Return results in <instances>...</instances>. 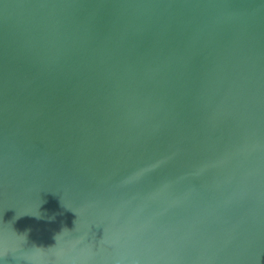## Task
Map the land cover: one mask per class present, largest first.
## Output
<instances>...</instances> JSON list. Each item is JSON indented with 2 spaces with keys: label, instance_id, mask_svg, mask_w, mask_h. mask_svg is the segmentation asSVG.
I'll return each mask as SVG.
<instances>
[{
  "label": "water",
  "instance_id": "1",
  "mask_svg": "<svg viewBox=\"0 0 264 264\" xmlns=\"http://www.w3.org/2000/svg\"><path fill=\"white\" fill-rule=\"evenodd\" d=\"M0 264H264V0H0Z\"/></svg>",
  "mask_w": 264,
  "mask_h": 264
}]
</instances>
